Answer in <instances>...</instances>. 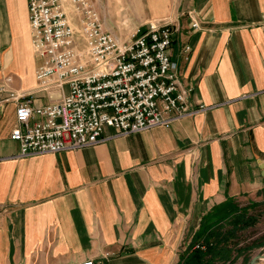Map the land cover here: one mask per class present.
<instances>
[{
  "label": "crops",
  "instance_id": "0c3cea01",
  "mask_svg": "<svg viewBox=\"0 0 264 264\" xmlns=\"http://www.w3.org/2000/svg\"><path fill=\"white\" fill-rule=\"evenodd\" d=\"M150 11L178 26L170 54L194 88L189 107L210 109L21 157L19 102L47 106L68 86L39 90L28 0H0V264H178L242 212L256 223L238 234H256L239 248L264 246V0H163Z\"/></svg>",
  "mask_w": 264,
  "mask_h": 264
},
{
  "label": "built area",
  "instance_id": "2783aa9c",
  "mask_svg": "<svg viewBox=\"0 0 264 264\" xmlns=\"http://www.w3.org/2000/svg\"><path fill=\"white\" fill-rule=\"evenodd\" d=\"M28 13L40 60L39 90L68 86V92L43 107L19 102L13 138L21 157L95 146L210 109L188 105L194 88L182 84L170 54L178 32L174 20L148 22L122 41L106 30L95 0H28ZM190 16L193 27L200 28L195 14ZM79 39L86 54L78 50ZM184 51L189 54L191 47ZM106 128L114 133L104 136ZM193 249L204 251L206 246L199 242Z\"/></svg>",
  "mask_w": 264,
  "mask_h": 264
},
{
  "label": "rangeland",
  "instance_id": "374dc122",
  "mask_svg": "<svg viewBox=\"0 0 264 264\" xmlns=\"http://www.w3.org/2000/svg\"><path fill=\"white\" fill-rule=\"evenodd\" d=\"M95 2L100 10L106 30L122 41L129 40L141 25L154 20H161L148 18V15L151 12V2L160 6L163 0H95ZM78 50L86 54V46L81 39H79ZM255 234L256 231H248L243 235V239L247 240ZM257 258H259V262L264 261V246L262 245H256L246 254L243 261L240 259L236 264H251Z\"/></svg>",
  "mask_w": 264,
  "mask_h": 264
},
{
  "label": "trees",
  "instance_id": "16d2710c",
  "mask_svg": "<svg viewBox=\"0 0 264 264\" xmlns=\"http://www.w3.org/2000/svg\"><path fill=\"white\" fill-rule=\"evenodd\" d=\"M256 219H244V213L234 215L218 227V231L207 234L197 242H202L206 250H194V243L191 244L182 254L178 264H236L239 257L253 248H239L243 238L238 234L239 231L253 227ZM228 225L230 229L222 231ZM209 236V237H208ZM242 239V240H241Z\"/></svg>",
  "mask_w": 264,
  "mask_h": 264
},
{
  "label": "water",
  "instance_id": "95a60500",
  "mask_svg": "<svg viewBox=\"0 0 264 264\" xmlns=\"http://www.w3.org/2000/svg\"><path fill=\"white\" fill-rule=\"evenodd\" d=\"M259 258H257V259H254L253 261H252V263L251 264H258V262H259V260H258Z\"/></svg>",
  "mask_w": 264,
  "mask_h": 264
},
{
  "label": "bare ground",
  "instance_id": "6f19581e",
  "mask_svg": "<svg viewBox=\"0 0 264 264\" xmlns=\"http://www.w3.org/2000/svg\"><path fill=\"white\" fill-rule=\"evenodd\" d=\"M261 263L264 264V261H260V262H258V264H261Z\"/></svg>",
  "mask_w": 264,
  "mask_h": 264
}]
</instances>
